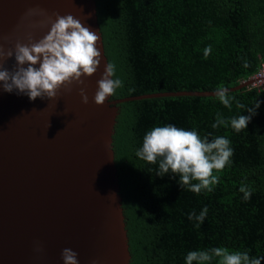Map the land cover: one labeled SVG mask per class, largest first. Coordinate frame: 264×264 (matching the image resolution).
Here are the masks:
<instances>
[{
	"label": "trees",
	"instance_id": "1",
	"mask_svg": "<svg viewBox=\"0 0 264 264\" xmlns=\"http://www.w3.org/2000/svg\"><path fill=\"white\" fill-rule=\"evenodd\" d=\"M97 15L113 79L123 81L112 99L177 91L232 88L264 63V0H96ZM211 46L206 59L204 49ZM247 65V66H245ZM231 108L216 96H158L120 103L114 134L131 264H186L189 251L227 247L248 251L264 264V90L228 91ZM237 102L244 108L237 107ZM248 127L213 128L249 115ZM168 124L196 130L209 140L224 136L231 164L211 192L196 194L179 175L157 174V164L136 156L146 133ZM195 183V181H194ZM242 185L252 191L249 201ZM208 208L204 223L189 220ZM211 264H218L213 260Z\"/></svg>",
	"mask_w": 264,
	"mask_h": 264
},
{
	"label": "water",
	"instance_id": "2",
	"mask_svg": "<svg viewBox=\"0 0 264 264\" xmlns=\"http://www.w3.org/2000/svg\"><path fill=\"white\" fill-rule=\"evenodd\" d=\"M33 8L45 9L53 20L55 13L70 14L96 31L102 61L84 85L74 83L70 91L61 87L58 100L32 101L0 88V264H64V248L78 253L79 264H131L113 146L119 105L158 96H215L216 90L110 96L97 105V82L109 62L96 0H0V44L5 50L14 49L17 41L29 43V33L36 41L48 33L50 24L31 26L43 19L25 16ZM15 63L13 57L4 67L11 70ZM251 83L249 78L227 89ZM81 87L86 88L87 104Z\"/></svg>",
	"mask_w": 264,
	"mask_h": 264
},
{
	"label": "clouds",
	"instance_id": "3",
	"mask_svg": "<svg viewBox=\"0 0 264 264\" xmlns=\"http://www.w3.org/2000/svg\"><path fill=\"white\" fill-rule=\"evenodd\" d=\"M55 20L48 15L45 9H29L26 17L40 16L43 19L34 21L32 27H45L51 25L50 30L38 41L29 33V43L17 41L15 48L4 49L0 44V88L12 93L17 91L26 94L30 100L48 98L58 100L61 87L71 90V85L85 84V77L93 76L99 69L102 54L99 50L100 36L96 31L84 26V23L72 15L61 16L55 13ZM90 15V14H89ZM4 39V37H0ZM211 46L204 49V57L211 54ZM15 59V65L10 70L4 65L7 60ZM39 65V67H37ZM247 66V65H245ZM115 65L108 63L105 66L101 79L98 80V89L94 96L97 105H104L106 99L123 87V81L113 79ZM80 95L84 104L89 102L85 87L80 88ZM215 96L227 108H231L234 97L228 95V89L218 86ZM247 108L249 115H240L225 119L217 113L213 128L229 124L236 131L248 127L255 109ZM237 107L244 105L237 102ZM51 124L49 125V127ZM209 136L201 137L196 130H186L172 124L156 126L148 131L143 138L142 147L137 150L136 156L149 164H157V174L163 177L172 173L179 175V183L184 188L196 194L202 190L211 192L219 181L217 173H221L229 164L233 156L230 140L224 136H217L209 140ZM195 181V183H194ZM240 192L244 200L249 201L251 189L242 185ZM115 196L116 194L113 193ZM117 198V197H116ZM208 214L204 207L199 215L195 211L188 215L189 220L199 221V228ZM42 249L37 248V251ZM64 264H79L78 253L71 248H64L61 253ZM261 259L250 256L248 251L230 250L227 247H213L207 250L189 251L185 257L186 264H211L213 260L218 264H261ZM93 264H96L93 261Z\"/></svg>",
	"mask_w": 264,
	"mask_h": 264
},
{
	"label": "built area",
	"instance_id": "4",
	"mask_svg": "<svg viewBox=\"0 0 264 264\" xmlns=\"http://www.w3.org/2000/svg\"><path fill=\"white\" fill-rule=\"evenodd\" d=\"M252 83L250 87H255L258 90H264V63H262L259 70L250 77Z\"/></svg>",
	"mask_w": 264,
	"mask_h": 264
}]
</instances>
